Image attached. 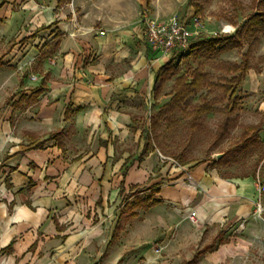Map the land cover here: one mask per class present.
I'll use <instances>...</instances> for the list:
<instances>
[{
  "label": "crops",
  "instance_id": "obj_1",
  "mask_svg": "<svg viewBox=\"0 0 264 264\" xmlns=\"http://www.w3.org/2000/svg\"><path fill=\"white\" fill-rule=\"evenodd\" d=\"M152 4L0 0V264H254V180L141 137Z\"/></svg>",
  "mask_w": 264,
  "mask_h": 264
},
{
  "label": "rangeland",
  "instance_id": "obj_2",
  "mask_svg": "<svg viewBox=\"0 0 264 264\" xmlns=\"http://www.w3.org/2000/svg\"><path fill=\"white\" fill-rule=\"evenodd\" d=\"M263 1L153 0L148 9L159 21L184 22L193 33L192 47L243 32L264 11ZM236 41L177 55L175 68L153 88L141 137L177 165L210 161L226 176L252 178L257 218L264 225V27L243 33L241 45ZM245 56L249 69L243 74ZM257 246L251 261L264 264V237Z\"/></svg>",
  "mask_w": 264,
  "mask_h": 264
},
{
  "label": "built area",
  "instance_id": "obj_3",
  "mask_svg": "<svg viewBox=\"0 0 264 264\" xmlns=\"http://www.w3.org/2000/svg\"><path fill=\"white\" fill-rule=\"evenodd\" d=\"M144 25L145 40L150 48L164 55L174 54L176 51L184 52L191 47L193 33L180 19L172 18L169 21H159L145 16ZM260 212H264L259 204ZM196 213L191 214L192 221Z\"/></svg>",
  "mask_w": 264,
  "mask_h": 264
},
{
  "label": "trees",
  "instance_id": "obj_4",
  "mask_svg": "<svg viewBox=\"0 0 264 264\" xmlns=\"http://www.w3.org/2000/svg\"><path fill=\"white\" fill-rule=\"evenodd\" d=\"M264 2V1H263ZM197 10V9H196ZM262 28L264 27V11H262L261 13L255 15L254 17L250 18V21L243 27L242 31H238L236 33V35L234 37H227L226 39H220V38H215V37H210V38H206L204 40H202L200 43L199 41L197 43H195L194 45H192L191 48H195L199 45H205V46H208V47H213V46H216V45H219L221 43H227L229 40L232 42H234L235 39H237L236 43L238 45H241L242 43V35L243 33L246 34V33H249L250 31H252L254 28ZM181 52L180 51H176L174 54H173V57L172 59H170L165 65H163L158 71H157V74H156V80H155V84L154 86L156 85V83H158V81L161 79V76L164 72H166L168 69H170L171 67L175 68V61H176V57L177 55H180ZM247 58V56H245V59ZM241 70H242V73L244 74L248 69H249V65H248V62H247V59L246 61H244L243 63V66L239 67Z\"/></svg>",
  "mask_w": 264,
  "mask_h": 264
},
{
  "label": "water",
  "instance_id": "obj_5",
  "mask_svg": "<svg viewBox=\"0 0 264 264\" xmlns=\"http://www.w3.org/2000/svg\"><path fill=\"white\" fill-rule=\"evenodd\" d=\"M93 264H99L98 262H95V263H93Z\"/></svg>",
  "mask_w": 264,
  "mask_h": 264
}]
</instances>
